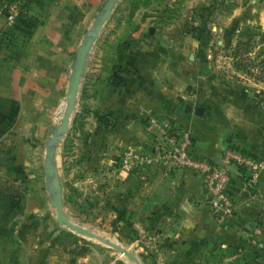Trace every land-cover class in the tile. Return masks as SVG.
<instances>
[{
	"label": "rangeland",
	"instance_id": "1",
	"mask_svg": "<svg viewBox=\"0 0 264 264\" xmlns=\"http://www.w3.org/2000/svg\"><path fill=\"white\" fill-rule=\"evenodd\" d=\"M138 4L176 20L160 27L157 21L166 20L156 15L141 25L143 32L147 27L157 31L150 53L137 50L144 38H112L107 75L103 66L109 64L103 63L108 61L95 43L106 39L122 16L130 25L127 19ZM232 20L227 47L224 27ZM94 40L67 129L54 145L63 212L132 252L140 264L255 262L249 247L207 249L184 243L165 202L171 174L180 168L196 173L179 158L181 134L190 136L192 146V134L207 121L220 126L223 146L237 144L264 158V0H188L187 5L180 0H116ZM133 64H149L153 82L146 85L142 74L140 84L133 82ZM185 104L191 105L189 111ZM194 106L204 111L197 114ZM62 107L63 101L60 114ZM251 146L263 151L253 153ZM45 215L51 222L46 237L60 242L61 253L72 254L69 264H135L102 241L58 224L51 205Z\"/></svg>",
	"mask_w": 264,
	"mask_h": 264
},
{
	"label": "crops",
	"instance_id": "2",
	"mask_svg": "<svg viewBox=\"0 0 264 264\" xmlns=\"http://www.w3.org/2000/svg\"><path fill=\"white\" fill-rule=\"evenodd\" d=\"M2 1L0 264H69L72 254H62L60 242L54 237H46L51 222L45 219L50 204L42 167L44 145L60 118L76 47L103 0H25L11 25L6 24ZM180 2L187 5L188 0ZM154 12L152 6L144 10L138 4L127 19L130 25L122 16L106 39L101 38L100 44L95 43L101 45V57L112 59V38L120 35L144 38L141 46L138 41L137 50L142 54L150 53L155 47L151 38L157 37V31L147 27L143 32L141 25L156 15L166 20L157 21L160 27L167 28L176 20ZM106 60L108 63L103 64L109 65H104L103 71L108 75L113 61ZM141 74L147 77L146 85L153 82L154 69L149 64H133V82L140 84ZM162 74L167 75L165 70ZM162 83L170 84L165 80ZM151 97L148 94V98ZM219 131L220 126L207 121L195 136L192 134L195 138L192 153L217 160L225 147L218 140ZM234 146L240 148L237 144ZM250 149L253 153L263 151L260 146ZM187 170L180 168L171 174L165 202L169 217L178 220L177 227L184 243H196L207 249L226 244L237 250L249 247L256 253L255 262L251 264H264V240L251 234V228L257 222L264 223V169L256 184L246 187L242 170L230 166L227 186L235 204L225 227L215 224L203 201L205 192L200 175ZM207 233L210 239L205 238Z\"/></svg>",
	"mask_w": 264,
	"mask_h": 264
},
{
	"label": "built area",
	"instance_id": "3",
	"mask_svg": "<svg viewBox=\"0 0 264 264\" xmlns=\"http://www.w3.org/2000/svg\"><path fill=\"white\" fill-rule=\"evenodd\" d=\"M25 0H3L2 11L4 12L7 25H11ZM181 147L178 154L187 166L199 174L203 180L204 203L218 227H225L233 215L235 199L228 191L230 166L239 167L244 173V186L256 184L260 172L264 169V158L256 157L241 151L240 148L231 145L224 147L217 160H210L196 155L191 151L190 136L185 132L180 137ZM264 208V204H262ZM251 234L264 240V223L257 222L251 228Z\"/></svg>",
	"mask_w": 264,
	"mask_h": 264
},
{
	"label": "water",
	"instance_id": "4",
	"mask_svg": "<svg viewBox=\"0 0 264 264\" xmlns=\"http://www.w3.org/2000/svg\"><path fill=\"white\" fill-rule=\"evenodd\" d=\"M115 1L116 0H104L103 1L91 25L85 30L80 40V43L76 47V50L73 55L69 77H68V82H67L65 96H64V104L62 107L60 118L57 124L53 127L52 131L50 132V134L48 135L45 141L42 167H43V173H44L45 187L49 195V204L54 209L55 221L58 224H64L69 229H71L72 231L80 235L98 239L102 241L103 243L116 249L119 253L124 254L127 258L132 260L135 264H140L138 258L132 252L128 251L121 245L72 222L67 217V215L62 210L61 196H60V183L58 181L56 167L54 166V163H53L54 145L59 141L60 137L67 129L68 119H69L70 112L73 107L78 83L80 80L83 67L86 62L89 47L91 43L93 42L94 38L96 37V32L99 30L102 24V21L109 15ZM184 109L186 111H189L191 109V105L185 104ZM193 110L195 113L200 114L203 111V108L201 106H194ZM205 238L210 239V234L208 233L205 234Z\"/></svg>",
	"mask_w": 264,
	"mask_h": 264
},
{
	"label": "trees",
	"instance_id": "5",
	"mask_svg": "<svg viewBox=\"0 0 264 264\" xmlns=\"http://www.w3.org/2000/svg\"><path fill=\"white\" fill-rule=\"evenodd\" d=\"M233 20L231 21V23L230 24H228V25H226L225 27H224V35L226 36V39H225V41H226V46L227 47H230L229 46V42H228V34H229V32L231 31V30H233V28H234V25H233ZM244 35L246 36V38H250V37H252V34L249 32V30H246V33H244Z\"/></svg>",
	"mask_w": 264,
	"mask_h": 264
}]
</instances>
